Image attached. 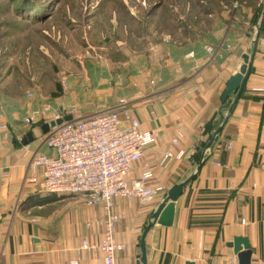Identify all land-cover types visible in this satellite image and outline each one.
Listing matches in <instances>:
<instances>
[{
	"label": "crops",
	"instance_id": "obj_1",
	"mask_svg": "<svg viewBox=\"0 0 264 264\" xmlns=\"http://www.w3.org/2000/svg\"><path fill=\"white\" fill-rule=\"evenodd\" d=\"M253 27L249 35L223 36L212 53L206 50V44H211L206 39L188 43L183 53L186 68L168 63L166 81L149 93L144 85H132L135 79L124 87L125 92L135 86L127 97L140 127L159 132L158 140L145 148L127 178L140 177L147 165L153 176L146 184L161 185L164 191L145 206L135 199H113L112 212L119 215L115 239L126 244L116 253L115 264H136L140 235L152 213L174 183L196 171L201 159L199 170L175 201L172 225L154 223L149 229L147 264H237L233 248L227 245L236 236L247 239L250 264H264V5ZM256 36L240 96L228 121L205 149L206 145L201 146L208 139V125L221 123L234 97L231 93L226 102L221 101L227 79L243 63L242 55L250 54ZM100 94L111 96V91L96 90L94 99ZM37 105L0 94V264H69L83 237L92 242L101 239L98 224L85 225L102 214L101 204H84L83 196L76 194H55L56 200H48L51 193L25 180L34 152L39 148L51 154L41 146L44 133L38 123L43 117L30 126L23 122ZM84 108L81 113L75 106V116L97 112ZM178 132L177 144L171 145ZM198 147L202 149L199 159L193 157ZM167 148L184 154L163 160ZM79 264H101V255L96 250L83 251Z\"/></svg>",
	"mask_w": 264,
	"mask_h": 264
},
{
	"label": "rangeland",
	"instance_id": "obj_2",
	"mask_svg": "<svg viewBox=\"0 0 264 264\" xmlns=\"http://www.w3.org/2000/svg\"><path fill=\"white\" fill-rule=\"evenodd\" d=\"M263 5L262 0H0V94L54 110L77 106L81 113L93 104L92 111L116 106L128 101L135 87L124 92L130 80L149 93L166 81L168 63L185 69L188 43L206 39L215 50L223 36L249 35ZM107 88L111 96L94 99L96 90ZM76 195L86 204L87 196Z\"/></svg>",
	"mask_w": 264,
	"mask_h": 264
},
{
	"label": "built area",
	"instance_id": "obj_3",
	"mask_svg": "<svg viewBox=\"0 0 264 264\" xmlns=\"http://www.w3.org/2000/svg\"><path fill=\"white\" fill-rule=\"evenodd\" d=\"M213 49L206 47L210 53L214 52ZM151 83L155 84L156 80ZM50 107L44 104L34 108L24 116L23 122L30 126L39 117H45V123L64 115H71V119L55 124L43 134L41 146L50 149L51 154L38 148L28 164L30 174L25 180L47 193L82 194L87 196L88 205L101 204L102 214L85 224L86 227L91 222L98 224L101 239L92 242L83 237L69 264H79L81 253L89 250L100 253L101 264H115L116 253L122 251L126 244L115 239L119 215L112 212L113 199H135L140 206H145L164 191L161 185L146 184L153 176L147 165L140 177L127 178L145 148L158 140L159 132L141 128L125 99H120L116 106L86 116H75L73 107L53 111ZM180 136L178 132L170 144L176 145ZM183 154L182 150L174 153L167 148L163 160L181 158Z\"/></svg>",
	"mask_w": 264,
	"mask_h": 264
},
{
	"label": "water",
	"instance_id": "obj_4",
	"mask_svg": "<svg viewBox=\"0 0 264 264\" xmlns=\"http://www.w3.org/2000/svg\"><path fill=\"white\" fill-rule=\"evenodd\" d=\"M264 0H262V3ZM257 42V36L253 40V48L250 54H243L242 60L243 63L240 65L237 71L230 75L227 79L225 89L221 94V101H226L229 94L234 93V97L229 104L227 111L224 115L223 120L218 125V127L213 131L211 134L210 139L206 143L205 149H208L213 141L215 140L216 136L219 134L221 129L224 127L232 108L234 107L236 101L238 100L240 93L244 87L246 82L247 76L250 71V66L254 57L255 46ZM71 115H64L62 118H58L56 120H50L47 123L42 125L43 133H46L49 128L53 127L55 124L61 123L63 120H70ZM29 140L31 139L30 133L27 134ZM25 142V141H23ZM203 159H201L196 167V171L199 170ZM196 171L190 174L185 180L179 183H174L166 192V196L162 200V202L158 205L156 210L152 213L151 218L152 220L149 221L144 229L141 232L138 247H139V254L136 260V264H147L146 262V250H145V238L146 235L154 223H157L161 226H171L174 219V212H175V201L181 195L183 188L194 178ZM228 246L233 248L234 253L237 256L238 263L237 264H250V255L251 250L246 238L241 236H236L233 238L231 242L227 243ZM185 264H193L192 262H186Z\"/></svg>",
	"mask_w": 264,
	"mask_h": 264
},
{
	"label": "trees",
	"instance_id": "obj_5",
	"mask_svg": "<svg viewBox=\"0 0 264 264\" xmlns=\"http://www.w3.org/2000/svg\"><path fill=\"white\" fill-rule=\"evenodd\" d=\"M260 12H261V11H260ZM260 12H259V13H260ZM57 89H58V91L61 90V86H60L59 84L57 85ZM51 96H52V97H56L57 95H56V93H52ZM225 102H226V101H225ZM222 104H224V103H222ZM222 118H223V115H222V117H221V121H222ZM219 122H220V121H219ZM44 123H45L44 121L40 120L39 123H38V125H39L40 127H42V125H43ZM217 126H218V124H215V123H211V124L208 125L207 130L209 131V136H208L207 141H206L201 147H204V146L206 145V143L208 142V140H209L210 137H211V134L213 133V130L216 129ZM201 150H202V149L198 147V148H197V151L194 153L193 157L199 159V158H200V155H201ZM60 195H63V196H61V197H64V196H66V195H73V194H60ZM56 198H57V197H56L55 193H51V194H50V198H48V200H56Z\"/></svg>",
	"mask_w": 264,
	"mask_h": 264
}]
</instances>
